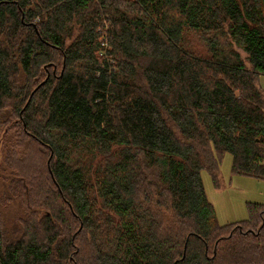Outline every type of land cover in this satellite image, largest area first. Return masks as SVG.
<instances>
[{
  "label": "trees",
  "instance_id": "trees-1",
  "mask_svg": "<svg viewBox=\"0 0 264 264\" xmlns=\"http://www.w3.org/2000/svg\"><path fill=\"white\" fill-rule=\"evenodd\" d=\"M261 75L264 0H0V146L17 130L6 192L28 216L0 226V264H264V205L222 226L202 179L227 153L264 181ZM28 143L44 162L18 171Z\"/></svg>",
  "mask_w": 264,
  "mask_h": 264
},
{
  "label": "rangeland",
  "instance_id": "rangeland-1",
  "mask_svg": "<svg viewBox=\"0 0 264 264\" xmlns=\"http://www.w3.org/2000/svg\"><path fill=\"white\" fill-rule=\"evenodd\" d=\"M110 28V20L106 18V21H103V25L99 28L101 35L103 34L102 37H109L108 32ZM186 35L185 38L191 49L198 54L206 55L205 43L203 40L195 33L188 32ZM108 50H110V47H107V54ZM101 55L100 58L104 56ZM242 56L245 57V54L242 53ZM259 83L264 89V75L259 76ZM9 134L11 135V140L8 141L6 145L3 144L0 146V226L2 227L3 225L5 232L12 236L15 232L19 231L17 228H22L24 226L23 221L26 220L28 216L24 197L16 196L14 192H10V194L6 192L8 185H11L13 181V179L10 178L13 172H10L7 166L8 160H6L5 157H7L8 151L11 152L14 148L13 145L18 136L17 130H11ZM30 145L31 147L28 148ZM11 147L12 149H10ZM36 150L37 147L33 144L28 143L19 145L17 149V151H21L20 154H18L19 161L21 160L22 162V160H24L26 163L23 166L17 167L16 170L20 171V169H22L24 172H28L38 166L33 163L35 161H38V163L42 165L44 162L41 158L42 156L38 154V157L34 159ZM218 158L221 159L218 185L214 183L211 175L207 171L202 172L204 187L209 201L215 208L218 222L220 225L224 226L247 220L249 218L248 203L264 205V181L233 174L232 156L230 154L226 153L222 157L218 155ZM6 198H9V200ZM41 212L38 213L37 218L43 216L44 211ZM163 214L166 219L172 218V212L169 210H164Z\"/></svg>",
  "mask_w": 264,
  "mask_h": 264
},
{
  "label": "water",
  "instance_id": "water-1",
  "mask_svg": "<svg viewBox=\"0 0 264 264\" xmlns=\"http://www.w3.org/2000/svg\"><path fill=\"white\" fill-rule=\"evenodd\" d=\"M50 164V160H49V162H48V165Z\"/></svg>",
  "mask_w": 264,
  "mask_h": 264
},
{
  "label": "crops",
  "instance_id": "crops-1",
  "mask_svg": "<svg viewBox=\"0 0 264 264\" xmlns=\"http://www.w3.org/2000/svg\"><path fill=\"white\" fill-rule=\"evenodd\" d=\"M264 90V89H263Z\"/></svg>",
  "mask_w": 264,
  "mask_h": 264
}]
</instances>
